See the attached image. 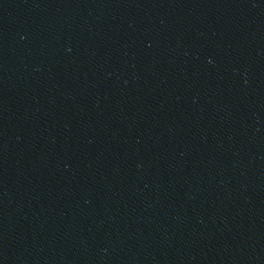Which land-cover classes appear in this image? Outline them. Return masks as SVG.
<instances>
[{"label": "water", "instance_id": "obj_1", "mask_svg": "<svg viewBox=\"0 0 264 264\" xmlns=\"http://www.w3.org/2000/svg\"><path fill=\"white\" fill-rule=\"evenodd\" d=\"M0 264H264V0H0Z\"/></svg>", "mask_w": 264, "mask_h": 264}]
</instances>
